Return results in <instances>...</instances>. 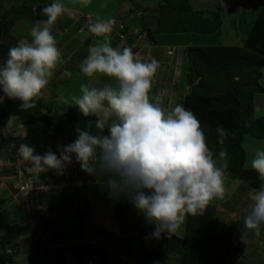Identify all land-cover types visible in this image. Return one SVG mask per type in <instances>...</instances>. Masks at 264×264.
Returning a JSON list of instances; mask_svg holds the SVG:
<instances>
[{
	"label": "clouds",
	"instance_id": "9594fccd",
	"mask_svg": "<svg viewBox=\"0 0 264 264\" xmlns=\"http://www.w3.org/2000/svg\"><path fill=\"white\" fill-rule=\"evenodd\" d=\"M90 2L73 0L84 6ZM42 14L47 19L30 28V40L11 47L6 61L0 63V103L6 98L19 100L22 111L35 107L61 62L52 32L55 22L65 14L73 15L62 0H52ZM113 26L112 18L88 25L96 39L79 65L84 76L107 77L111 82L98 87L82 84L81 95L72 98L83 116L97 117L95 128L100 134L78 128L74 142L57 146L59 155L51 149L34 154V146L21 143L10 167L16 169L13 163L21 159L29 174L55 170L63 175L74 157L83 171L103 181L109 199L129 201L154 225L152 236H170L187 215L195 216L213 199L223 198L228 153L210 149L193 111L182 103L164 107L161 95L150 96L157 61L141 60L131 48L113 47ZM172 50L169 54L177 52ZM63 75L71 77L72 73ZM105 129L107 134H103ZM217 133L223 144L225 129L218 126ZM251 168L261 185L250 194L252 206L244 226L259 235L264 227V147L254 150Z\"/></svg>",
	"mask_w": 264,
	"mask_h": 264
},
{
	"label": "rangeland",
	"instance_id": "374dc122",
	"mask_svg": "<svg viewBox=\"0 0 264 264\" xmlns=\"http://www.w3.org/2000/svg\"><path fill=\"white\" fill-rule=\"evenodd\" d=\"M25 1H28L32 5L41 4L42 8L48 6L52 2V0H0V13L6 15L4 21L8 26V34L6 35L5 43L9 42L10 44L12 41H16V44H18L21 40H30L29 31L36 22L32 19L19 20L13 17L15 16L14 6H17L15 9H18V6H23V8L28 9V4H25ZM62 2L69 11L70 9L68 7L75 6L79 12L73 13L70 11L73 14L72 17L65 14L58 18L53 26L52 32L56 37L57 47H61L60 52L62 53V57L61 62L54 70L52 76L53 80L49 81L47 87L42 90V95L39 98H42L48 105L53 106L56 110L59 107L64 106L65 108L68 105L74 104L72 98L81 95L80 87L82 84H85V82L90 87H98L106 82H111L107 77L88 78L84 76L80 71L79 65L87 57L89 45L96 39L89 33L88 25L90 23L112 18L114 19L113 31L111 33L112 46L121 50L126 47L131 48L136 56L146 62H150L154 59L158 64L160 61L161 64L159 63V67L157 68V70H160V73H155L154 77L159 75L162 77L169 76H167V80L164 82L160 79V76L157 79L153 78L150 96L161 95L163 98L162 106L164 107L175 106L178 103L184 105V92L177 91L175 93L174 89L176 90V88L180 86H178V83L174 84L173 78L175 76L178 77V79L183 78L185 82V77L188 72L187 67L189 66L188 59L185 58V60H182L181 64L178 65L176 59L172 57L170 58V62L166 60L165 66H163L164 60L161 61V58L164 57L163 52L166 51V47L159 46L155 50V44L150 42L147 33L144 31V29H148L150 32L154 33V37L159 43H162L164 33L155 32L158 18L156 8H158L159 0H91L87 6L80 3H73V0H62ZM190 2L196 9H208L212 11L221 9L223 14L221 33L211 36L208 35V37H205L206 35L204 34H199V37H195L197 39L196 41H222V43L245 45V39L249 36L247 31L250 29V23L255 22V17L260 12L259 6L264 3V0H190ZM208 15H210V13ZM46 19L47 17L42 14L41 20ZM144 43L154 46V49L152 47L151 58L149 54L148 56L144 55L148 50L147 47L144 46ZM184 49L185 51L187 50L183 47L178 52H181L182 55ZM142 50L144 51L142 52ZM179 54L180 53H178V55ZM68 55L71 57L64 61ZM146 57L148 58L145 59ZM80 60L82 61L80 62ZM177 67L180 68L178 69L180 70V76L179 74L175 75L178 71L176 69ZM78 70L80 73H77ZM66 71L72 73L71 77L63 75ZM58 77L62 79L63 84L60 83L58 85V83H56V78ZM190 92L191 90L188 94ZM0 95H2L1 92ZM65 101H67V103H65ZM36 126H23L25 131L23 130L24 132L22 134L23 136L31 135L27 144L32 146L39 142L43 144V147L39 144L38 147L34 146V154L43 155L47 150L51 149L59 155L57 150L58 145L66 146L74 142L78 137V132L68 130V128L65 130V136L50 130L46 135H37L34 140L32 133L36 131ZM38 128L42 130L44 126L40 124ZM4 131V128L0 126V138L6 141L4 145L0 144V198L7 199L5 205L0 206V235L7 231L9 225L20 222L24 227V231L18 241L20 246V253L17 257L18 262L16 261L17 263L14 264H52L51 261L53 260V256L51 255L56 254L57 249L64 248L65 246L64 242L59 239L61 236L59 237L56 235V238H53L49 233H46V213H48L50 209H53L52 203H42L38 208L39 212L36 210V204L32 206L31 204L19 203V198L24 197L30 199L32 195L30 192L23 193L20 190L19 181L14 183V180H16L20 173L19 169L18 173L13 172L9 177L7 173H5L7 176L4 174V172L7 171L11 172L9 169L11 161L9 162L10 158L8 159V156L11 157L17 154V149L13 146V141H11V139H5L4 136H2ZM33 141H35L34 144ZM73 161L75 162L74 157ZM5 168L6 170H4ZM52 172L53 173L50 172V176L52 175L53 177H45L49 179V182L57 183L58 181L54 170ZM35 175L37 176V174L29 175L26 171V175L22 179L26 181L31 178L30 176L36 178ZM10 176H13L12 178L14 179L11 180ZM45 177L40 179L43 180ZM2 179L5 183L2 182ZM53 183H51L52 189L56 187ZM63 185H59L61 189ZM251 189H253V187H251ZM40 190L43 189L41 188ZM250 202L251 199L249 200V203ZM240 209L239 218L242 217L243 211L250 210L251 208L249 205L244 204ZM37 212V216L43 215L44 220L41 219V217L35 218V213ZM47 215L50 217L49 219H51L50 222L52 223L53 215ZM55 219H57V217H55ZM244 220L245 218H242V222H237L235 225L232 224L236 226L234 229L239 233H235L233 237L231 236L232 234H226V242L220 243L222 247H220L216 256L213 258L212 264H264V227H262L260 234L256 235L254 232H249L245 228ZM59 227L60 226H57L56 229ZM243 233H247V235L242 239L239 235ZM71 236L72 233L69 235V238ZM46 239L49 241L52 240L53 245H48ZM44 240L45 242L43 243ZM161 241L164 242L168 248L170 247L165 240ZM10 250L11 249H9V251ZM128 252L130 256L136 257L133 251L128 250ZM239 252L241 253L238 254ZM159 253L160 251H152L148 254V259H138L137 263L152 264V261H159ZM45 256H47V258H45ZM112 259L114 264L120 262L124 263V260L116 255L112 257Z\"/></svg>",
	"mask_w": 264,
	"mask_h": 264
},
{
	"label": "trees",
	"instance_id": "16d2710c",
	"mask_svg": "<svg viewBox=\"0 0 264 264\" xmlns=\"http://www.w3.org/2000/svg\"><path fill=\"white\" fill-rule=\"evenodd\" d=\"M25 4H28V9L23 6H21L23 9L19 6L15 9L17 6H14L13 17L19 20L40 21L43 9L41 4L32 5L28 1ZM259 8L260 12L250 27L245 45L189 48L187 81L191 86V92L186 94L184 99L185 108L193 111L201 122L210 149L214 153L227 151L228 163L224 173L232 178L245 180L256 190L260 187L261 181L254 169L245 168L246 150L243 139L245 135L264 139V116L255 117V97L258 93L264 92V85L261 82L264 69V3ZM156 9L158 16L156 33L215 35L223 26L221 9L218 11L196 9L190 0H159ZM5 17L6 15L0 13V63L6 61L8 50L17 45L16 41L5 43L8 34ZM144 31L151 43L159 44L154 33L148 29ZM172 48H169L168 54L169 51H173ZM56 79L58 85L63 84L60 77ZM1 94L3 95L2 92ZM20 103L19 100L7 98L4 103H0V126H6L13 116H17L23 126L42 124L45 132L51 130L62 135L67 128L73 127L89 131L91 134H100L95 128L97 117L83 116L78 106L74 104L55 110L38 97L34 108L22 111ZM218 126H222L226 131L223 144L219 143ZM37 128L38 126L35 128L36 131L39 130ZM103 134H107V129ZM35 191L41 193L39 190ZM6 201V198H0V206L5 205ZM186 218L184 237L164 234L161 238L172 250L181 255L183 262L204 261L212 255L220 230V220L202 213L195 216L187 215ZM23 231L24 227L20 222H16L9 225L7 231L0 235V264L18 262L17 257L20 253L18 241ZM90 245L89 253L91 255L94 253L95 257V262L92 260L90 264H113L104 246ZM69 248L57 249L56 258L51 263L66 264ZM194 248L197 250L194 251ZM78 254V252L75 254L78 262L88 264L82 260L84 256Z\"/></svg>",
	"mask_w": 264,
	"mask_h": 264
},
{
	"label": "crops",
	"instance_id": "0c3cea01",
	"mask_svg": "<svg viewBox=\"0 0 264 264\" xmlns=\"http://www.w3.org/2000/svg\"><path fill=\"white\" fill-rule=\"evenodd\" d=\"M68 8L73 13L79 12L77 7L75 6ZM257 16L255 17V19H257ZM250 24L252 25V22ZM250 29L249 31H247L248 33L250 32ZM221 31L216 34H220ZM199 34L200 33H189L186 35H164L162 43L155 45V50L159 46L166 47V51L163 52L164 57L161 58V61L164 60L163 66H165L166 60L170 62V58L172 57L176 59L178 65L181 64L182 60H185V58L188 59L189 62V48L192 46L243 45L237 43H222V41H196L197 39L195 37H199ZM205 37H208V35H206ZM144 46H146L148 49L147 52L144 53V55L148 56L149 54L151 58V53L154 49V46L152 44L148 45L147 43H144ZM172 47L177 50L174 55L168 54L169 48ZM183 47L187 50L185 51L184 49V52L181 55V52L178 51H180V49H182ZM58 48L61 51V47L58 46ZM143 51L144 50H142V52ZM178 53L180 54L178 55ZM70 57L71 56L68 55L64 61H66L67 58ZM147 58L148 57H146L145 59ZM81 61L82 60H80V62ZM176 69L178 70L180 68L177 67ZM158 73H160V70L156 71V74ZM177 74H179L180 76V70H178L175 75ZM159 76H156L154 78L157 79ZM167 76H160V79L164 82L167 80ZM186 80L187 74L185 77V82L183 78L178 79V77L176 76L173 78V81L175 82L174 84L178 83V86H180L176 88V90L174 89L175 93L177 91H182L184 92V95L188 94V92L191 90V86ZM261 82L264 85V69ZM261 116H264V92L258 93L255 97V117ZM3 128L5 131L4 133H2V136H4L5 139H11V141H13V146H15L17 150L21 143H27V141H29V138L31 137L30 134L28 136L22 135L25 131V128L22 126L19 118L17 117H12L9 123ZM38 129L39 130L32 133L34 140L36 139L35 137H37V135L41 136V134L46 135L47 133L44 131V128L42 130L41 128ZM68 130L77 132V128L73 127H69ZM65 135L66 134L64 131L62 136ZM5 142L6 141H3V139L0 138V144L4 145ZM34 143L35 141H33V144ZM38 144L43 147L42 143L39 142ZM38 144L34 146L38 147ZM243 146L246 150L245 168L252 169L251 161L254 158V150L258 147H264V139H258L251 135H245L243 139ZM8 159L9 162L11 160L12 163L16 160V157L8 156ZM9 169L11 170V172H4V174H8V177L11 173H16V169H13L12 167H9ZM4 170H6V168ZM52 171L53 170H50L44 174H37V176L35 175L36 178H34V176H31V178L34 179L36 187H38L36 190L41 191V193L33 191L30 192V194L34 198L35 204L37 206L36 210L38 212V208L42 203H52L53 209H50L49 212L46 213V233H49V235H51V237L53 238H56V235H58L59 237L61 236V238L59 239L64 242V248L70 247L69 253L66 255V264H80L75 256L76 252H78L80 256H84L82 260L87 261L88 264H90L92 260L95 262L94 253H92V255L89 253L91 248L90 244L104 246L107 249L112 262V257H114L115 255L124 260V263L120 262L118 264H138V259H148V254L152 251H160L159 261H152V264H212L213 258L216 256L220 247H222L220 243L226 242V234H232L231 236L233 237L235 233H239L236 229H234V227L236 226L233 225H235L237 222H242V218H245V215L250 212V210L243 211L242 217L239 218V211L241 210L240 208L244 204L249 205L251 208L252 201L249 203L250 194L256 190L254 188L251 189L250 185L245 180L240 178H232L224 173L225 194L223 198L213 199L209 202L206 208L201 210L200 212L202 214L217 217L220 220V230L216 238L212 255L204 261L185 263L182 261V257L179 253L175 252L170 247L168 248L166 244L161 241L163 240L161 237L156 238L152 236L154 225L149 224L146 221L145 217L129 201L125 199L116 201L109 199L107 190L101 184L102 181L97 177L89 175L88 173L83 171L79 163L73 161V163L65 169L63 175L57 174L54 170L55 176L58 181L57 183L49 182L48 178H51L52 175L50 176V172L53 173ZM45 176H47L48 178H46ZM10 177L11 180L14 179L12 178L13 176ZM42 177H45V179H40ZM2 182L5 183L3 179ZM16 182H18L17 178L16 180H14V183ZM51 183L56 185V187L52 189ZM60 184H64L62 186V189L61 186H59ZM41 188L43 190H40ZM38 212L35 213V218L41 217V219L44 220L43 215L37 216ZM47 214L51 216L53 215L52 223L50 222L51 219H49L50 217H48ZM55 217H57V219H55ZM186 221L187 218L185 217L174 234L180 237L185 236ZM57 226L60 227L56 229ZM71 233L72 236L69 238V235ZM239 236L241 237V235ZM44 242L45 240L43 241V243ZM46 243H48V245L51 244V246L53 245L52 240L49 241L46 239ZM128 250L133 251L136 257L130 256ZM196 250L197 249L194 248V251ZM241 252H239L238 254H240ZM51 256H53L52 259L56 258L55 254Z\"/></svg>",
	"mask_w": 264,
	"mask_h": 264
},
{
	"label": "built area",
	"instance_id": "2783aa9c",
	"mask_svg": "<svg viewBox=\"0 0 264 264\" xmlns=\"http://www.w3.org/2000/svg\"><path fill=\"white\" fill-rule=\"evenodd\" d=\"M172 52L173 51H169V53H172ZM13 165H15L17 173H18V169L20 170V173L18 174V177H17V180L20 182V184H19L20 190L22 192H33V191H35L38 187H36L33 178H29L26 181H23V179H22L26 175V170H25V165L23 164L21 159H19L17 162H15V164L13 163ZM33 200H34L33 196L30 199L22 197V198H19V203L31 204L32 206H34L35 201H33Z\"/></svg>",
	"mask_w": 264,
	"mask_h": 264
}]
</instances>
